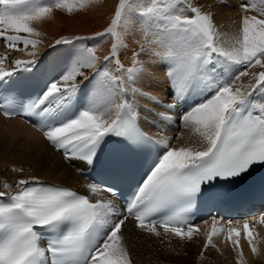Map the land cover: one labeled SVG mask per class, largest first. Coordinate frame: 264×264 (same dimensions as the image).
Instances as JSON below:
<instances>
[{
  "label": "snow or ice",
  "instance_id": "1",
  "mask_svg": "<svg viewBox=\"0 0 264 264\" xmlns=\"http://www.w3.org/2000/svg\"><path fill=\"white\" fill-rule=\"evenodd\" d=\"M217 2L223 6L227 0ZM260 2L264 4V0ZM53 6L73 11L67 0L54 3L52 0H0V38L5 46L16 51L35 49L39 41L30 37L39 33L31 26L32 22L47 17ZM241 7L248 10L247 4ZM185 9L191 14H185ZM134 13L144 18L147 28L155 27L163 50L154 51L152 42L148 41L147 46L133 52V66L125 69L114 43L110 55L103 60L108 62L116 57L114 63L118 70L126 72L132 83L144 75H152L148 64L158 61L167 64L165 74L177 100L192 90L211 92L208 99L181 117L184 126H191L199 137L200 146L172 147L164 142L153 150L152 145L157 142L140 130L138 113L133 107L135 102L123 99L115 103L128 95L129 89L123 86L125 77L109 73L106 67L98 69L95 48L69 51L66 66L61 68L63 75L47 84L42 95L24 102L18 94H13L6 98V103L0 104V109L5 116L38 117L37 126L55 149L63 151L65 160L79 159L94 166L101 154H105V168L115 181L126 175L131 154H148L146 178L119 213L114 211L111 202L93 203L69 188L39 182L37 186H28L30 181L21 179L16 181L18 190L12 191L4 183L7 191H0V264H131L119 235L130 216H134L137 227L148 233L160 236L158 229H162L165 235L171 233L191 240L199 233L189 218L193 205L201 198L222 197L223 192L214 190L215 183H234L257 165H264V103L256 104L252 100L254 92L264 87V71L251 74L255 83L246 90L243 85H234L250 73L242 71L231 78L228 67L261 65L264 19L243 17L241 35L234 39L232 50L228 51L218 43L220 34L213 23V14L202 13L185 0H152L151 6L143 8L134 0H119L110 25L103 32L73 39L94 40L109 34L118 38L117 29L126 28ZM67 43L71 41L64 37L55 42L56 45ZM141 53L149 54L146 61L137 59ZM28 54L33 58L15 59L11 70L0 68V82L17 71H34L39 63L36 52ZM214 56L225 61L223 78L216 77L215 70L208 68ZM9 58L0 56V63ZM82 69H93L99 83L82 110L76 111L80 90L76 78L84 75ZM51 71L53 74L57 71L55 60ZM131 92L159 102L151 93L136 87ZM166 107L172 109L175 105L169 103ZM111 137L117 138V143L106 151ZM87 187L93 193L102 190L96 184ZM115 188L116 184L112 183L106 190L111 192ZM113 216L117 218L113 220ZM259 222L264 224V215L259 217ZM37 228L55 233L46 248L40 245L41 234ZM223 231L214 222L204 248L213 246V237ZM226 231V239L237 252V264H243L240 229L228 227ZM243 233L256 253L255 234L248 220L243 222Z\"/></svg>",
  "mask_w": 264,
  "mask_h": 264
},
{
  "label": "bare ground",
  "instance_id": "2",
  "mask_svg": "<svg viewBox=\"0 0 264 264\" xmlns=\"http://www.w3.org/2000/svg\"><path fill=\"white\" fill-rule=\"evenodd\" d=\"M54 2L55 0H52V3ZM134 2L140 8H143L151 6L152 0H134ZM185 2L200 8L202 13L213 14V23L217 33L220 34L218 43H221V46L228 51L232 50L234 39L241 35L243 17L256 16L264 19V4L260 0H227L223 6L218 4L217 0H185ZM67 3L73 7V11L70 12L67 8L57 9L53 6L52 12L47 17L41 21L32 22L31 26L39 33V35L30 37L39 41L35 49L29 47L24 51L12 50L7 48L3 38H0V56L7 55L10 57L0 63V68L12 69V61L15 59H32L33 57L28 53L35 51L36 59L39 62L38 67H42L47 74L48 81L51 83L53 79H59V76L63 75L61 68L66 66L65 61L68 60L67 53L69 51L75 52L82 48H95L96 56L99 57L96 65L98 69L106 67L109 73L125 77L123 86L129 89L128 95L117 99L115 103H120L123 99H127L129 103L134 101L133 107L138 113L139 120L147 131L156 136L160 147L164 142H169L172 147L200 146L199 137L192 131L191 126H184L181 117L193 106L209 98V96L206 97L207 90H192L182 99L177 100L174 96L173 87L165 74L167 64L159 61L148 64L147 66L152 75H144L135 83H132L127 79L126 72L118 70L117 65L114 63L116 57L108 62L103 60L105 56L110 55L114 43L118 46L117 57L125 69L133 66V52L139 51L142 46H147L148 41L152 42L151 47L154 51H162L163 47L159 43L160 37L156 34L155 27L147 28L144 24V18L138 13H134L131 16V23L126 28L117 29L120 33L118 38L109 34L94 40H74L73 38L77 36H93L97 32H103L110 25L119 0H67ZM243 4L248 5L247 11L241 7ZM178 7L184 8L183 5H178ZM185 14H191L190 10L185 9ZM62 37L67 38L71 43L56 45L55 42ZM53 45H55V48L52 47ZM21 47L23 46L21 45ZM148 56V53H141L137 59L143 62L148 59ZM54 60L57 69L55 74L51 71ZM222 65H225L223 58L214 56L208 68L215 70L216 77L223 78L225 67ZM261 65H264V58H261ZM261 65L255 67H248L244 64L228 65L231 78L242 71L250 73V75L243 76L236 81L234 87L243 85L244 89L250 90L248 86L255 83L251 74H258L263 71L262 67L264 66ZM64 70H66V67ZM82 71L84 75L77 76L76 83L80 86L78 93L82 97L83 106L92 94L94 86H97L99 82L93 69H82ZM133 87L140 89L141 92L151 93L158 98L159 102L145 95L133 94L131 92ZM260 89L261 91H259ZM260 89L258 90L260 98L255 94L252 96L256 104L264 103V89L263 87ZM169 103L174 104L175 107L172 109L167 108L166 105ZM179 103H181L180 108L178 107ZM161 113L169 118L164 119L160 115ZM113 118H115L114 115ZM93 168L94 166L87 165L83 160H65L63 152L50 145L42 133L19 118H6L0 113V191H7L3 188L4 183L9 184L13 191L17 189L16 181L21 179L30 180L31 177H36L37 180L70 186L86 194L94 203L96 201L111 202L115 212H123L116 199L111 198L102 190L93 193L87 187L91 183L83 179L81 171H91ZM13 169H22V171H14ZM116 218L115 216L112 217L113 220ZM244 221L229 223L210 220L197 226L199 233L194 234L191 240L187 238L176 239L180 241L181 245L187 239V242L192 243L196 249H198L196 245L198 247L203 245V249L207 234L211 231L215 222L217 228L225 229V231L213 237L215 247L212 248V251L214 250L217 253L213 257H217L216 264H237L236 250L231 248L225 250L227 241L226 245L221 244L226 239V229L236 227L240 229L239 241L240 248L243 251V264H264V224L259 222V217L249 221L250 227L254 230L257 245V252L253 253L243 233ZM158 230L161 231L160 236L141 230L134 225L130 218L125 222L119 235L122 236L121 242L129 254L131 264H141L143 262L140 256V254L142 255L141 252L157 249V243H159L162 236L168 237V239H161L163 243L164 240H171V236L176 237L171 233L163 234L162 229ZM154 244L155 246H153ZM204 251H207V249L204 248ZM193 254L194 256L197 255ZM208 257L210 259L211 256ZM142 264H147V262Z\"/></svg>",
  "mask_w": 264,
  "mask_h": 264
},
{
  "label": "rangeland",
  "instance_id": "3",
  "mask_svg": "<svg viewBox=\"0 0 264 264\" xmlns=\"http://www.w3.org/2000/svg\"><path fill=\"white\" fill-rule=\"evenodd\" d=\"M262 69L264 71V67H262ZM263 89H264V87H263ZM259 91H261V89ZM211 94H212L211 92L207 91L206 97L210 96ZM258 217H260V216H258ZM250 220L251 219H249L248 221H250ZM163 237H165V236H162L161 239H168V237H165V238H163ZM171 238H172L171 240H164V243L161 241V239H159V243H157L158 247H157V249L155 248L156 250L155 249L153 251L143 250L141 252L142 255L140 254L142 261H143V262H141V264L144 262H147V264H216L217 263V261H216L217 257L213 258L217 255L216 251H214V250L212 251V248L214 249V247H215L214 245L207 248V251H204V248L202 249L203 245H202V247H198L196 245V247L198 248V249H196L192 243L187 242L188 241L187 239L184 241L187 243L183 242V244L181 245L180 241L177 240V239H179V237H172L171 236ZM226 241L228 242L227 245H226ZM221 244L226 245L225 250H228L229 248L234 249L231 245V242H229L227 239H224L223 242H221ZM186 245H187V247H186ZM153 246H155V244ZM193 247H194V249H193ZM195 249H196V251H195ZM193 253H195V255L196 254L197 255L194 256ZM204 255H205V257H204ZM208 256H211L210 259ZM201 258H202V262H201ZM204 262H206V263H204ZM263 263H264V259H263ZM245 264H247V263H245Z\"/></svg>",
  "mask_w": 264,
  "mask_h": 264
}]
</instances>
